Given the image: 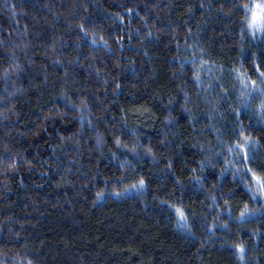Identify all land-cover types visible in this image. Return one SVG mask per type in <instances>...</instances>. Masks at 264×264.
<instances>
[{
    "label": "trees",
    "instance_id": "16d2710c",
    "mask_svg": "<svg viewBox=\"0 0 264 264\" xmlns=\"http://www.w3.org/2000/svg\"><path fill=\"white\" fill-rule=\"evenodd\" d=\"M258 5L0 0V264H264Z\"/></svg>",
    "mask_w": 264,
    "mask_h": 264
},
{
    "label": "snow or ice",
    "instance_id": "6c2138e0",
    "mask_svg": "<svg viewBox=\"0 0 264 264\" xmlns=\"http://www.w3.org/2000/svg\"><path fill=\"white\" fill-rule=\"evenodd\" d=\"M247 7V6H245ZM129 11H131V9H129ZM81 31H84L83 25L80 26ZM257 71L259 72L260 78H261V84H264V71H260L259 67L257 68ZM241 83L243 84V80L241 81ZM245 88H248L249 86H251V92L252 93H259V95L261 97H264V88L260 87L259 85L256 84V81H250L249 84H245L244 85ZM116 88L120 87V84L117 83L115 85ZM260 109L264 110V99L261 100V103L259 105ZM241 136L243 135V133L240 134ZM244 140L247 141L248 137H244ZM115 143L117 146H122L124 149H127L133 153L136 152V146H132L131 148H129V146L127 144H122L121 140L119 137L115 138ZM239 150H243L244 149V144H239L236 146ZM146 151L151 154L152 153V148L151 147H147ZM245 159H247V156L245 155ZM249 173H252L251 175V179L253 181H255L256 185L259 187V192H260V196L264 197V176H257L254 172H252V169H248ZM145 185V180L143 178L139 179L138 181V185H132V187H143ZM99 195V194H98ZM117 195H119V193H117ZM245 207H247V205H245ZM177 213L179 214L181 219H184V213L180 210V209H176ZM245 215L244 212H241V217H243ZM235 248L237 249L238 252L243 253L244 252V247L243 245H235ZM29 264H31V262L29 261Z\"/></svg>",
    "mask_w": 264,
    "mask_h": 264
},
{
    "label": "rangeland",
    "instance_id": "374dc122",
    "mask_svg": "<svg viewBox=\"0 0 264 264\" xmlns=\"http://www.w3.org/2000/svg\"><path fill=\"white\" fill-rule=\"evenodd\" d=\"M263 20H264V6L258 5L255 9L252 24H251V27L253 28L254 31L258 32L262 29ZM103 200H106V198H104ZM98 205L99 203H94L93 205L86 208V210L88 212L94 211Z\"/></svg>",
    "mask_w": 264,
    "mask_h": 264
}]
</instances>
